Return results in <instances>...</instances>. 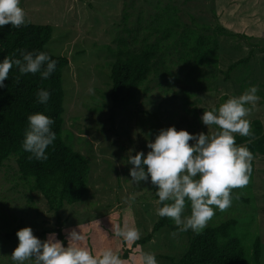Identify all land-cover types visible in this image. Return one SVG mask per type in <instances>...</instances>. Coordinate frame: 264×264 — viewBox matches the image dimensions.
I'll return each instance as SVG.
<instances>
[{"label":"rangeland","instance_id":"obj_1","mask_svg":"<svg viewBox=\"0 0 264 264\" xmlns=\"http://www.w3.org/2000/svg\"><path fill=\"white\" fill-rule=\"evenodd\" d=\"M20 6L31 23L53 27L46 51L69 59L62 73L63 138L91 165L88 196L59 213L65 238L80 228L93 254L110 247L125 264H140L142 253L154 254L158 264H174L168 258L180 261L189 247L187 234L165 228L148 244L133 248L134 242L113 233L117 225L135 227L142 239L159 217L150 182H131L129 150L132 155L147 154V144L159 130L172 126L190 134L214 135L216 126L207 128L201 122L203 112L216 108L224 95L238 97L251 86L257 87L259 100L246 119L260 120L264 126V0H21ZM167 6L175 7L185 24L194 18L201 25L224 29L227 34L218 36V67L194 71L174 54L172 62L179 63L172 69L176 83L153 78L132 104L115 107L110 66L116 56L107 47L116 50L119 40L127 38V29L142 34L154 26ZM253 161L254 178L246 187L233 189L232 205L215 210L205 228L236 220L248 247L260 239L264 264V156ZM58 225L44 197L31 192L21 179L16 160H7L0 168V264H13L18 230L30 227L43 241Z\"/></svg>","mask_w":264,"mask_h":264},{"label":"trees","instance_id":"obj_2","mask_svg":"<svg viewBox=\"0 0 264 264\" xmlns=\"http://www.w3.org/2000/svg\"><path fill=\"white\" fill-rule=\"evenodd\" d=\"M162 12L155 18L156 24L144 29L142 34L139 33L141 30L133 34L127 29V38L119 40L116 50L107 47L116 56L110 66V98L115 107L132 104L141 89L147 91V85L153 78L169 84L176 83L178 78L172 69L179 63L172 62L174 54L178 55L183 65H190L194 71L218 67V36L219 33H226L222 27L214 29L201 25L194 18L190 24H185L175 7L167 6ZM27 21V25L20 28H12L10 24L0 28V61L5 57L22 59V51L46 52L57 64L48 79H41L39 73L20 75L18 68L13 66L9 78L4 81L5 87L0 88V168L7 160H16L21 179L28 183L31 192H38L44 197L48 209L58 219L59 228L51 233H56L57 238L67 246L59 213L65 205H77L88 196L91 165L86 156L75 152L63 138L65 95L62 73L69 65V59L46 51L53 37L52 26ZM127 21L126 15L124 22ZM243 63L245 61L231 66L228 74ZM41 89L50 92L47 104L37 102V92ZM229 98L224 95L216 108ZM36 113H42L54 121L51 127L56 139L46 149V161L30 159L31 154L22 148L28 116ZM250 124L251 135L244 137L234 134L235 143L247 147L254 158L264 156L263 123L252 120ZM255 167L252 161L250 180L254 178ZM150 185L157 202V189L151 182ZM158 206L161 207L159 203ZM186 211H190L188 202ZM237 226L236 220H229L204 228L196 234L191 230L181 231L170 218L159 216L151 233L134 242L133 248L148 244L157 233L167 228L190 236L188 250L180 261L166 259L174 264H261L260 239L256 238L248 247L239 236Z\"/></svg>","mask_w":264,"mask_h":264},{"label":"clouds","instance_id":"obj_3","mask_svg":"<svg viewBox=\"0 0 264 264\" xmlns=\"http://www.w3.org/2000/svg\"><path fill=\"white\" fill-rule=\"evenodd\" d=\"M21 0H0V28L26 26L28 21ZM22 59L5 57L0 61V88L16 66L20 75L40 74L48 79L56 69L57 61L46 52H21ZM256 86H251L238 97H230L219 108L204 111L201 122L216 126L214 135L190 134L174 126L159 130L153 142L147 144L150 151L131 154L127 163L133 167L129 175L133 184L148 181L156 187L155 195L161 205L156 214L170 218L181 231L202 232L215 214L233 202V189H242L252 175L253 154L245 146H237L234 134L251 135V124L246 117L259 100ZM48 90H38L37 102L47 104ZM251 106V107H249ZM52 118L36 113L28 116V128L24 134L22 148L30 153V159L46 161V149L53 144L56 134L52 130ZM189 141L193 143L190 145ZM238 198V197H237ZM186 202L190 204V215H185ZM113 233L124 242L140 239L135 227L115 226ZM18 246L13 250V264H125L118 253L110 247L93 254L84 241L85 235L77 229L67 233V246L49 233L45 240L34 236L30 227L17 231ZM140 264H158L152 253H142Z\"/></svg>","mask_w":264,"mask_h":264}]
</instances>
